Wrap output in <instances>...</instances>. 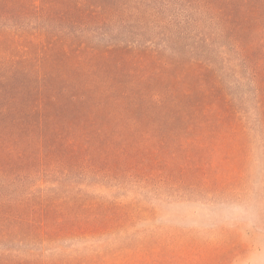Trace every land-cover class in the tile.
Wrapping results in <instances>:
<instances>
[{
  "label": "trees",
  "instance_id": "16d2710c",
  "mask_svg": "<svg viewBox=\"0 0 264 264\" xmlns=\"http://www.w3.org/2000/svg\"><path fill=\"white\" fill-rule=\"evenodd\" d=\"M256 178L264 0H0V264L235 258L237 231L138 225L149 200L241 201Z\"/></svg>",
  "mask_w": 264,
  "mask_h": 264
},
{
  "label": "rangeland",
  "instance_id": "374dc122",
  "mask_svg": "<svg viewBox=\"0 0 264 264\" xmlns=\"http://www.w3.org/2000/svg\"><path fill=\"white\" fill-rule=\"evenodd\" d=\"M179 13L172 9L171 17ZM196 28L194 27V33ZM261 172L258 167L255 169ZM255 191L253 196L239 200H196L194 202H176L175 200H149L157 210L156 219L151 223L138 225L139 229L160 228L166 231H180L194 233V242L200 241L205 247L207 241H217L222 233L232 234L237 231L242 236L241 243L244 251L235 258L226 259L222 256L214 257L203 252L194 255L193 264H264V196L263 185L256 178L253 180ZM82 249L84 246L74 245ZM27 256H38L40 246L29 244L22 247ZM201 249V248H200ZM30 253V254H29ZM46 257L52 250L45 251ZM26 255V254H25Z\"/></svg>",
  "mask_w": 264,
  "mask_h": 264
}]
</instances>
